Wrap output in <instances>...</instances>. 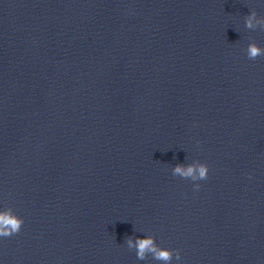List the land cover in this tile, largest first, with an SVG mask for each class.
Returning <instances> with one entry per match:
<instances>
[{
	"label": "clouds",
	"instance_id": "9594fccd",
	"mask_svg": "<svg viewBox=\"0 0 264 264\" xmlns=\"http://www.w3.org/2000/svg\"><path fill=\"white\" fill-rule=\"evenodd\" d=\"M245 27L250 30L256 28L264 29V18H258L256 11H250L245 17ZM247 57L250 60H255L257 57L264 56V48L259 47L255 42L248 44L246 49ZM209 167L206 163L196 161L188 165L178 164L172 168L173 176H179L191 181H201L208 178ZM201 187L199 183L194 184V188L198 190ZM24 221L16 215L12 208L0 210V237H10L19 233ZM126 245L128 249L135 250L138 260H145L149 255L154 260L161 261L163 264H171L173 257L179 261L181 255L179 250H170L161 248L155 242L151 235L144 236L143 238L126 237Z\"/></svg>",
	"mask_w": 264,
	"mask_h": 264
}]
</instances>
